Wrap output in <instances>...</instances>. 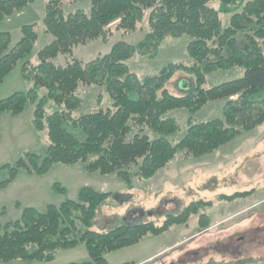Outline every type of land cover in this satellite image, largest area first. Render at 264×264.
Returning <instances> with one entry per match:
<instances>
[{
	"label": "trees",
	"instance_id": "16d2710c",
	"mask_svg": "<svg viewBox=\"0 0 264 264\" xmlns=\"http://www.w3.org/2000/svg\"><path fill=\"white\" fill-rule=\"evenodd\" d=\"M36 1L0 0V20ZM75 1H88L89 11H65L63 0L46 2L42 23L51 39L38 51L37 63L26 60L37 40L34 24L22 25L21 36L13 44L10 32H0V83L20 60H24L22 77L32 82L27 92L0 99V114H18L32 103L30 122L36 130L46 129L48 141L42 155L26 151L15 163L0 166V189L21 168L41 174L53 163H80L88 172L114 173L131 186L135 177L139 181L153 177L179 150L192 155L210 152L264 122V0ZM146 13L148 29L136 44L116 41L106 53L86 63L73 56L77 45L97 39L106 42L111 26L124 33L135 31ZM221 13L230 16L227 26L222 25ZM183 35L189 37L187 53L192 63H169L157 74L142 78L127 65L135 54L154 58L167 36ZM65 55L70 59L53 61ZM236 67L243 70L241 76L203 87L208 74ZM178 71L195 77V86L182 96L166 88ZM81 84L104 87L111 106L74 115L82 103L76 94ZM40 88L45 93L39 96ZM50 100L60 108L47 114L45 105ZM218 100H224L221 117L190 124L177 142L169 139L179 129L176 118L167 116L169 111L184 108L193 115ZM146 128L156 136L150 138ZM252 192L221 194L217 200ZM111 195L82 186L75 200L47 204L43 210L23 208L18 219L3 225L0 260L49 261L55 250L83 242L89 258L66 264H109L107 252L133 245L147 234H159L172 224L186 223L196 209L192 202L177 214H167L160 225L147 221L92 230L98 209ZM204 203L211 205L212 201Z\"/></svg>",
	"mask_w": 264,
	"mask_h": 264
},
{
	"label": "rangeland",
	"instance_id": "374dc122",
	"mask_svg": "<svg viewBox=\"0 0 264 264\" xmlns=\"http://www.w3.org/2000/svg\"><path fill=\"white\" fill-rule=\"evenodd\" d=\"M48 0H37L26 8L0 20V32L8 31L12 43L20 36V28L34 24L37 40L26 60L37 63V53L51 39L44 32L42 23L44 6ZM65 11L82 8L89 11L88 1L63 0ZM229 15L220 14L223 26ZM148 29L147 13L131 33L116 31L106 42L100 39L73 48V56L83 63L106 53L116 41L136 44ZM238 42L242 34L237 35ZM189 37L167 36L154 58L133 55L127 60L130 70L138 77L157 74L159 70L175 62L192 63L187 53ZM68 55L53 61L69 60ZM15 67L0 83V99L14 92H27L30 80L22 77V64ZM241 68L216 70L207 75L205 88L242 75ZM195 86V77L178 71L168 81L166 88L175 96L187 94ZM39 96L45 93L39 89ZM76 94L82 98L81 105L73 110L81 115L99 108H109L112 100L104 87L79 85ZM224 100L207 103L190 115L184 108L171 110L179 129L169 136L179 141L190 124L208 121L222 115ZM57 107L50 100L45 111L50 114ZM33 104L27 103L18 114H0V166L15 163L26 151L42 155L48 145L46 129L36 130L30 122ZM145 131V130H144ZM150 138L155 133L146 128ZM82 186L111 192L109 199L100 206L91 229L106 231L118 224L152 221L162 224L167 214H177L190 203H196L186 223L172 224L159 234H147L137 243L109 251L105 258L109 264H264V122L253 130L243 133L210 152L198 155L179 152L156 174L145 180L133 178L131 186L114 173L88 172L80 163H53L44 173H29L19 169L16 177L0 189V232L7 222L20 217L22 209L34 207L43 210L47 204L58 205L65 200H75ZM58 187H64L60 192ZM253 190L247 196L232 200H217L221 194ZM212 201L211 205L204 202ZM206 215L207 218H201ZM204 225V226H203ZM206 227V228H203ZM202 228V229H201ZM89 258L83 242L64 249H57L49 261L14 259L0 264H66Z\"/></svg>",
	"mask_w": 264,
	"mask_h": 264
}]
</instances>
